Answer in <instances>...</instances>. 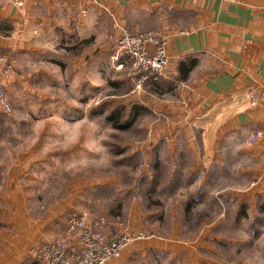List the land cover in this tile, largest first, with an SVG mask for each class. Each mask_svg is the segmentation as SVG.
Segmentation results:
<instances>
[{"label":"rangeland","instance_id":"374dc122","mask_svg":"<svg viewBox=\"0 0 264 264\" xmlns=\"http://www.w3.org/2000/svg\"><path fill=\"white\" fill-rule=\"evenodd\" d=\"M121 35L115 42L112 32L85 36L72 47L63 42L12 63L7 75L22 76L24 86L7 98L11 111L3 116L11 129L0 138V218L9 184L16 196L39 204L37 215L54 207L70 215L80 206L91 222L102 221V233H144L145 240L120 254L123 261L135 249L131 264H264V189L250 172L260 163L243 153L255 143L219 148L207 164L197 149L202 134L185 123H174L176 132L167 134L168 113L154 105L165 95L151 102L148 93L159 87L136 89L127 64L113 60ZM107 41L114 42L110 48ZM82 62L86 77L78 75ZM214 136L208 133V140ZM28 141L37 142L39 156L27 162L24 175L6 177L21 170ZM170 243L175 256L159 248Z\"/></svg>","mask_w":264,"mask_h":264},{"label":"crops","instance_id":"0c3cea01","mask_svg":"<svg viewBox=\"0 0 264 264\" xmlns=\"http://www.w3.org/2000/svg\"><path fill=\"white\" fill-rule=\"evenodd\" d=\"M19 1L24 4L23 13L11 2L5 6L0 3V53L10 65L24 54L39 57L37 54L44 52L43 49L55 51L54 47L63 42L64 48L72 47L85 36L95 38L112 32L115 42L122 30L153 31L166 39L170 63L164 79L147 82L160 89L152 88L148 97L153 102L155 95H165L164 103L154 105L161 104L159 107L168 113L167 134L176 132L171 129L174 123H185L187 131L202 134L197 149L201 150L202 161L207 156V164H211L219 148H239L250 133L264 128V98L254 107L249 106L247 98L250 89L259 93L264 89V0ZM114 42L107 41L105 45L110 48ZM97 48L95 58L101 53L100 46ZM81 64L78 75L86 77V64ZM100 66L95 64V74ZM7 74L1 67L0 83L5 84L9 99L18 86H24V78ZM67 85L65 82L64 89ZM172 94L176 96L173 98ZM3 116L7 115L0 110L2 139L11 129ZM210 132H215L213 140H208ZM26 143L29 147L19 157L21 170L11 169L6 177L24 175L27 162L39 156L37 142ZM243 153L246 159L260 163L250 172L256 175L258 188L264 189V137ZM5 186L8 200L2 201L5 203L1 208L0 264H32L31 250L41 249L50 235L63 231L70 216L88 211L79 206L77 213L67 215L54 207L46 215H37L34 208L39 204L28 203L22 195L16 196L9 184ZM175 247L170 243L159 248L175 256ZM154 248L158 247L154 244ZM138 254L135 249L128 250L122 255L123 261L119 258L109 264L134 263Z\"/></svg>","mask_w":264,"mask_h":264},{"label":"built area","instance_id":"2783aa9c","mask_svg":"<svg viewBox=\"0 0 264 264\" xmlns=\"http://www.w3.org/2000/svg\"><path fill=\"white\" fill-rule=\"evenodd\" d=\"M236 3L238 0H222ZM13 3L22 13L24 4L19 0H0L1 6ZM113 60L119 66L129 67L134 77L136 89L142 88L150 79L163 78L169 65L166 39L153 32L134 34L125 32L116 41ZM10 73L12 66L5 55L0 53V69ZM249 106H256L264 98L254 89L248 91ZM0 110L5 115L11 111L4 83H0ZM264 137V128L250 133L242 144L247 147ZM89 212L70 216L64 230L50 235V239L38 250H31L32 264H109L117 260L120 254L137 241L147 237L144 233L126 234L114 229L109 234L101 232L102 221L91 222Z\"/></svg>","mask_w":264,"mask_h":264}]
</instances>
